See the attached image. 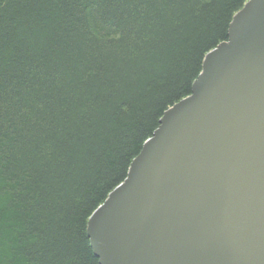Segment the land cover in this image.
Segmentation results:
<instances>
[{"label": "trees", "instance_id": "obj_1", "mask_svg": "<svg viewBox=\"0 0 264 264\" xmlns=\"http://www.w3.org/2000/svg\"><path fill=\"white\" fill-rule=\"evenodd\" d=\"M248 0H0V264H99L88 220Z\"/></svg>", "mask_w": 264, "mask_h": 264}, {"label": "water", "instance_id": "obj_2", "mask_svg": "<svg viewBox=\"0 0 264 264\" xmlns=\"http://www.w3.org/2000/svg\"><path fill=\"white\" fill-rule=\"evenodd\" d=\"M99 264H264V0H248L88 220Z\"/></svg>", "mask_w": 264, "mask_h": 264}]
</instances>
